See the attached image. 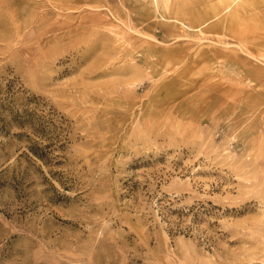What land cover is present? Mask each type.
<instances>
[{
  "label": "rangeland",
  "instance_id": "1",
  "mask_svg": "<svg viewBox=\"0 0 264 264\" xmlns=\"http://www.w3.org/2000/svg\"><path fill=\"white\" fill-rule=\"evenodd\" d=\"M0 264H264V0H0Z\"/></svg>",
  "mask_w": 264,
  "mask_h": 264
},
{
  "label": "bare ground",
  "instance_id": "2",
  "mask_svg": "<svg viewBox=\"0 0 264 264\" xmlns=\"http://www.w3.org/2000/svg\"><path fill=\"white\" fill-rule=\"evenodd\" d=\"M163 1H164V3H165V6H168V1H169V0H163ZM227 6H228V5H227ZM212 9H214V8H212ZM214 10H215V9H214ZM217 11H220V10H216V12H217ZM221 11H222V10H221ZM208 12H209V11H208ZM214 13H215V11H214ZM214 13H213V14H214ZM206 14H207V13H206ZM208 14H209V13H208ZM209 17H210V16H209ZM207 20H208V19H207ZM204 21H205V20H204ZM239 30H240V31H239V34H241V32H243V33L245 34V32H246V30H245V29H242V28L239 29Z\"/></svg>",
  "mask_w": 264,
  "mask_h": 264
}]
</instances>
